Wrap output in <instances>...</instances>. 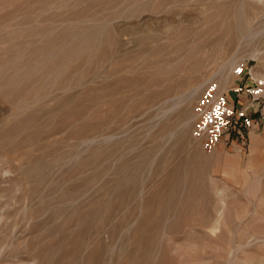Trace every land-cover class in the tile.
Segmentation results:
<instances>
[{
  "label": "rangeland",
  "instance_id": "1",
  "mask_svg": "<svg viewBox=\"0 0 264 264\" xmlns=\"http://www.w3.org/2000/svg\"><path fill=\"white\" fill-rule=\"evenodd\" d=\"M241 61L264 0H0V264H264V132L193 134Z\"/></svg>",
  "mask_w": 264,
  "mask_h": 264
},
{
  "label": "built area",
  "instance_id": "2",
  "mask_svg": "<svg viewBox=\"0 0 264 264\" xmlns=\"http://www.w3.org/2000/svg\"><path fill=\"white\" fill-rule=\"evenodd\" d=\"M233 75L238 82L228 90L217 80L210 81L193 107L194 137L208 151L224 139L234 143V137L264 132V76L255 74L246 61L234 66ZM245 77L249 82L243 84Z\"/></svg>",
  "mask_w": 264,
  "mask_h": 264
},
{
  "label": "bare ground",
  "instance_id": "3",
  "mask_svg": "<svg viewBox=\"0 0 264 264\" xmlns=\"http://www.w3.org/2000/svg\"><path fill=\"white\" fill-rule=\"evenodd\" d=\"M232 62L233 61H230L229 63H228V65H226L225 67H223V68H221L218 72H217V77H219L220 78V82H223V84H224V86H225V84L226 83H228L229 81H228V76H227V70L226 69H229L233 64H232ZM215 75V76H216ZM224 79V80H223ZM222 84V83H221ZM197 87V86H196ZM203 87V84H200V86H198V88H197V91L198 90H200V88H202ZM189 92V91H188ZM194 93H197L196 92V89H195V91H194Z\"/></svg>",
  "mask_w": 264,
  "mask_h": 264
}]
</instances>
